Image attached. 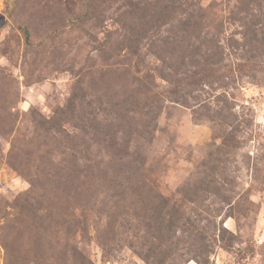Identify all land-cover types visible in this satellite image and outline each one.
Returning a JSON list of instances; mask_svg holds the SVG:
<instances>
[{
	"label": "rangeland",
	"instance_id": "obj_1",
	"mask_svg": "<svg viewBox=\"0 0 264 264\" xmlns=\"http://www.w3.org/2000/svg\"><path fill=\"white\" fill-rule=\"evenodd\" d=\"M254 3L0 0V264H264Z\"/></svg>",
	"mask_w": 264,
	"mask_h": 264
},
{
	"label": "trees",
	"instance_id": "obj_2",
	"mask_svg": "<svg viewBox=\"0 0 264 264\" xmlns=\"http://www.w3.org/2000/svg\"><path fill=\"white\" fill-rule=\"evenodd\" d=\"M252 1H253V2L256 1V3H254V4H255L256 6H258V8H257L258 10L261 8L262 5L264 6V0H252ZM262 15H264V14H262ZM263 19H264V18H262L261 21H259V24L262 23ZM254 24H255V23H254ZM254 24H253V25H254ZM251 25H252V23H251ZM248 30H249V28H248ZM249 34H250V35L252 34L251 30H250ZM262 35H264V29H263ZM253 37H254V39L256 38V31H253ZM251 39H252V38H251ZM205 48H206V51H207V49H209L208 46H206Z\"/></svg>",
	"mask_w": 264,
	"mask_h": 264
}]
</instances>
